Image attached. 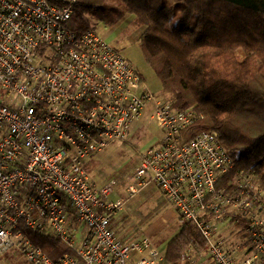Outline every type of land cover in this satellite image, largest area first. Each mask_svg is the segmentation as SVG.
<instances>
[{
	"label": "built area",
	"instance_id": "obj_1",
	"mask_svg": "<svg viewBox=\"0 0 264 264\" xmlns=\"http://www.w3.org/2000/svg\"><path fill=\"white\" fill-rule=\"evenodd\" d=\"M78 0H0V254L29 264H162L148 237L112 226L123 207L118 179L93 174L114 144L134 150L129 198L155 186L207 242L190 245L184 264H264V189L240 174L225 184L234 159L220 134L183 131L202 114L156 95L138 67L93 28L68 23ZM145 113L159 129L143 145ZM241 226L239 242L224 234ZM70 248L58 259L36 246L29 230Z\"/></svg>",
	"mask_w": 264,
	"mask_h": 264
},
{
	"label": "trees",
	"instance_id": "obj_2",
	"mask_svg": "<svg viewBox=\"0 0 264 264\" xmlns=\"http://www.w3.org/2000/svg\"><path fill=\"white\" fill-rule=\"evenodd\" d=\"M127 14L146 25L141 45L173 105L203 115L185 137L215 130L229 149L234 167L221 185L248 174L264 189V0H78L68 26L80 34L93 20L112 25ZM180 218L162 264H184L190 245L207 246ZM28 235L54 260L70 251L54 235Z\"/></svg>",
	"mask_w": 264,
	"mask_h": 264
},
{
	"label": "rangeland",
	"instance_id": "obj_3",
	"mask_svg": "<svg viewBox=\"0 0 264 264\" xmlns=\"http://www.w3.org/2000/svg\"><path fill=\"white\" fill-rule=\"evenodd\" d=\"M91 28L101 33L108 43L123 52L138 67L152 92L161 98H168L141 45L140 36L145 31L146 25H136L134 16L127 14L112 25L93 20ZM137 125L135 137L139 146L145 144L151 137L158 135L159 129L150 121L148 113H145ZM133 152L134 150H130L127 146L114 144L98 155L92 172L100 182L111 178L118 179L117 192L124 196L125 200L123 207L117 213V227L120 228L118 232L130 238L147 236L157 246H162L164 251L169 240L179 230L182 220L154 186L132 198L128 197L125 191L128 185L127 179L137 165ZM226 226L224 234L235 236L234 240L239 242V231L236 229L239 225L229 222ZM8 252L4 255V258H9L7 264L26 263L16 253ZM209 264H212L211 258Z\"/></svg>",
	"mask_w": 264,
	"mask_h": 264
},
{
	"label": "crops",
	"instance_id": "obj_4",
	"mask_svg": "<svg viewBox=\"0 0 264 264\" xmlns=\"http://www.w3.org/2000/svg\"><path fill=\"white\" fill-rule=\"evenodd\" d=\"M149 187H151V186H149ZM149 187H147V188H149ZM154 187H155V186H154ZM147 188H146V189H147ZM146 189H145V190H146ZM145 190H143L142 192H144ZM125 191H126V189H125ZM126 192H127V191H126ZM142 192H141V193H142ZM119 195H121V194H119ZM175 211H176V210H175ZM117 215H118V214H117ZM117 215H116V216L114 217V219H113L112 226H113L114 228H116V229L119 231L120 228L117 227V224H118V218H117ZM177 232H178V231H177ZM177 232H176V233H177ZM176 233H175V234H176ZM121 234H122V233H121ZM122 235H124V234H122ZM124 236H125V235H124ZM174 236H175V235H174ZM174 236H173V237H174ZM143 237H145V236H143ZM146 237H147V236H146ZM173 237H172V238H173ZM172 238H171V239H172ZM171 239H170V240H171ZM170 240H169V241H170ZM153 242H154V241H153ZM168 243H169V242H168ZM168 243H167V245H168ZM155 245H156V244H155ZM167 245H166V247H167ZM156 246H157V245H156ZM157 247H159V248L163 251V247H162V246H157ZM166 247H165V249H166ZM163 252H165V250H164ZM6 253H7V252H5V253H3V254H0V264H5V263L7 264V263H8L9 258H8V259H7V258H4V255H5ZM8 254H11V253L8 252ZM17 256H18V255H17ZM19 258H20V257H19ZM23 261H24V260H23ZM25 262H26V261H25ZM18 264H19V263H18ZM25 264H29V263L26 262Z\"/></svg>",
	"mask_w": 264,
	"mask_h": 264
}]
</instances>
